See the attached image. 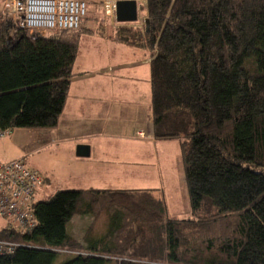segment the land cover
Segmentation results:
<instances>
[{"label": "trees", "instance_id": "trees-1", "mask_svg": "<svg viewBox=\"0 0 264 264\" xmlns=\"http://www.w3.org/2000/svg\"><path fill=\"white\" fill-rule=\"evenodd\" d=\"M141 9V25L115 37L150 51L152 136L179 140L189 215L169 216L152 188L58 189L35 197L31 230L1 224L17 244L0 264H264V0ZM81 24L9 36L0 20V129L56 124ZM102 213L106 229L86 245L67 232L72 217ZM61 252L73 254L56 262Z\"/></svg>", "mask_w": 264, "mask_h": 264}, {"label": "crops", "instance_id": "crops-1", "mask_svg": "<svg viewBox=\"0 0 264 264\" xmlns=\"http://www.w3.org/2000/svg\"><path fill=\"white\" fill-rule=\"evenodd\" d=\"M86 1L99 5L102 12L100 18H95L88 25L83 22L81 24L77 52L71 68L72 75L56 124L52 127L15 128L9 134L12 132V136L23 132H44V137L39 139L45 145H57L60 142L67 146L77 142L89 145V155L93 151L108 156L116 153L129 154L128 159L122 157L120 163L127 166L120 167V176L114 181V184H123L122 182H129L133 176L140 178L144 174L145 171L137 172L135 169L140 168L137 164H144L142 160H148L150 145L161 140H170L155 139L152 136L150 51L143 46L121 42L115 37L116 30L121 26L141 25L145 17L141 5L145 0H137L136 21H117L114 12L112 15L106 14L104 2L109 0ZM0 4L2 5V0ZM139 132H143V135L140 136ZM15 138L18 137L15 135ZM175 145L179 149V142ZM110 157L113 162L115 158L118 159L114 155ZM100 162L106 165L108 160L102 159ZM92 168L87 165V174L79 179L85 180L84 177L91 173ZM96 168L99 169L96 173L99 175L97 182L101 180L106 183L114 178L110 175H115L113 171L116 167ZM146 174L142 177H146ZM44 183L43 180L37 188L35 197L46 192V189L43 190ZM92 184L89 181L87 187L75 188L105 189Z\"/></svg>", "mask_w": 264, "mask_h": 264}, {"label": "rangeland", "instance_id": "rangeland-1", "mask_svg": "<svg viewBox=\"0 0 264 264\" xmlns=\"http://www.w3.org/2000/svg\"><path fill=\"white\" fill-rule=\"evenodd\" d=\"M1 6V4H0ZM102 8L96 6L94 2L87 3V18L82 21L88 25L95 18H100ZM27 129V128H26ZM12 132H10L11 134ZM16 133V132H15ZM143 133V132H142ZM8 134L0 140V158L4 160L22 158L32 168L36 169L44 178L46 192L36 195V199H46L54 191L65 188L87 187L89 181L96 187H127V188H154L153 192L157 197L164 198L166 203V212L171 217H185L190 213V204L187 193V187L184 180V165L181 156L180 146L177 149L178 139L161 140L149 147L148 160L137 164L138 171H145L146 177H132L129 182L123 184H114L116 177L120 176L121 168L127 166L122 162V157L129 158V154H110L114 155L113 162L108 154L96 153L93 151L88 157L77 156L75 148L77 142L73 144L58 143L48 145L43 142L44 132H23L21 134ZM15 135L18 138H15ZM79 144V143H78ZM64 145L66 148H64ZM102 159L108 160L106 165L101 163ZM91 165L85 180L79 178L87 174L86 166ZM110 166L116 167L113 171L114 177L106 183L97 182L99 177L96 167ZM121 179V178H119ZM78 180L80 182H78ZM43 186V187H44ZM46 195V196H45ZM91 215L74 216L66 225L67 232L75 237L79 242L86 245L92 238L99 237L106 229V215L101 214L92 222ZM2 222L0 221V226ZM69 225V226H68ZM72 252H61L56 262H61L71 257Z\"/></svg>", "mask_w": 264, "mask_h": 264}, {"label": "built area", "instance_id": "built-area-1", "mask_svg": "<svg viewBox=\"0 0 264 264\" xmlns=\"http://www.w3.org/2000/svg\"><path fill=\"white\" fill-rule=\"evenodd\" d=\"M115 1L104 2L106 14H113ZM86 0H3L0 20L9 24V36L18 30L43 35L58 30H77L86 16ZM0 129V138L9 134ZM142 136L143 133L139 132ZM44 178L22 158H0V221L6 228L26 232L35 226L33 203ZM17 243L0 239V254L10 253Z\"/></svg>", "mask_w": 264, "mask_h": 264}, {"label": "water", "instance_id": "water-1", "mask_svg": "<svg viewBox=\"0 0 264 264\" xmlns=\"http://www.w3.org/2000/svg\"><path fill=\"white\" fill-rule=\"evenodd\" d=\"M114 15L117 21L137 20V0H115ZM147 23V19H145ZM77 156L86 157L89 155V145L79 143L76 145Z\"/></svg>", "mask_w": 264, "mask_h": 264}]
</instances>
